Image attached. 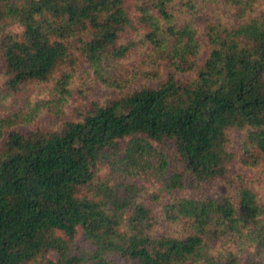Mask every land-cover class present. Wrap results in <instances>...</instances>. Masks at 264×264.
Returning <instances> with one entry per match:
<instances>
[{
    "label": "trees",
    "instance_id": "obj_1",
    "mask_svg": "<svg viewBox=\"0 0 264 264\" xmlns=\"http://www.w3.org/2000/svg\"><path fill=\"white\" fill-rule=\"evenodd\" d=\"M1 94L0 264H264V0H0Z\"/></svg>",
    "mask_w": 264,
    "mask_h": 264
},
{
    "label": "rangeland",
    "instance_id": "obj_2",
    "mask_svg": "<svg viewBox=\"0 0 264 264\" xmlns=\"http://www.w3.org/2000/svg\"><path fill=\"white\" fill-rule=\"evenodd\" d=\"M205 14V13H204ZM201 15L198 16L199 20L201 21L202 18H205L206 15ZM76 81L74 83V88H75V96H76V100H89L88 98L92 99V98H106L107 96H113V95H118L121 91L120 90H115L114 88H104L102 85L99 84V82L97 80H95L93 77H89L87 79H85L84 77H82L81 75L76 77ZM84 79V81H82ZM146 80H142V79H136L134 80V82L129 86V88H133L138 86L139 84L143 83ZM150 83H155L154 81L151 80H147ZM81 88V89H80ZM80 90H83V94H81ZM49 93V88H46L43 85H29L24 91L23 94L18 95V98H14L13 101V106L14 108H18L20 109L21 107L24 108L27 106V104L31 101L34 102L35 100H37L38 98H46L47 94ZM10 98H5L4 94H1L0 97V108H4L5 106H7L8 103H10ZM41 122L43 126H47V125H51L54 123V121L56 120V118H52L51 115H49L48 113L46 114H42L41 117ZM238 138L235 139V141L237 142ZM231 173H242L245 175L250 176L247 181L250 182L251 184L254 183V180H252L253 178H255V182H261V184H257V186L260 188V190L263 189L264 187V179H260L259 177L261 176L260 172L255 171V170H248L245 169L243 167H240L238 165H233L231 167L230 170ZM230 176V173L228 174ZM121 176L116 175V178H120ZM122 179V178H120ZM143 181H141L142 183ZM219 186L217 185L216 188H211L207 189L205 187L201 188V192L202 194L204 193H208V190L214 192V193H218L220 194L222 192V190H224L226 187V183L225 181H220L219 182ZM263 185V186H262ZM145 187L147 190H149L151 192V190H153V182L152 185L149 182H143L142 183V187ZM229 187V184H228ZM199 192V191H198ZM171 231V227L165 225L162 228V232H169ZM53 255V254H52ZM54 256V255H53Z\"/></svg>",
    "mask_w": 264,
    "mask_h": 264
}]
</instances>
